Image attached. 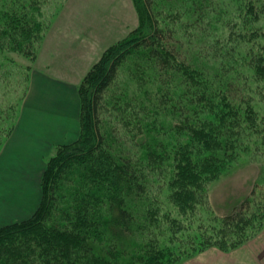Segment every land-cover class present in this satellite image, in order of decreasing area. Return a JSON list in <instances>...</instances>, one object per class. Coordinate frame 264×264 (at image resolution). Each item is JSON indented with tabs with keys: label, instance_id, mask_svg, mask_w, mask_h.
I'll return each instance as SVG.
<instances>
[{
	"label": "trees",
	"instance_id": "1",
	"mask_svg": "<svg viewBox=\"0 0 264 264\" xmlns=\"http://www.w3.org/2000/svg\"><path fill=\"white\" fill-rule=\"evenodd\" d=\"M27 1L29 6H23L38 5V0ZM131 1L137 27L110 45L78 84L79 134L48 157L37 207L28 218L0 225V264H163L167 256L169 264H177L175 242L182 230L177 218L159 208L155 178L169 177L164 185L169 200L186 215L202 207L211 180L249 151L243 150L246 138L264 139V116L257 117L249 89L235 82L237 69H227L230 50L209 52L200 61L176 30L160 25L156 0ZM165 2L177 18L184 13L201 24L212 4ZM15 12L0 26V49L7 46L28 57L35 44L39 50L43 35H37L39 25L35 32L29 13ZM256 61L254 72L264 70L261 58ZM128 62L141 69L133 75L150 82H137L146 102L133 125L116 115L123 127H134L130 137L106 117L112 103L106 94ZM213 216L209 224L201 220L205 234L199 232L202 238L190 247H234L237 242L229 244L225 230L241 233L242 240L251 224L264 218V193L252 190L224 216Z\"/></svg>",
	"mask_w": 264,
	"mask_h": 264
},
{
	"label": "rangeland",
	"instance_id": "2",
	"mask_svg": "<svg viewBox=\"0 0 264 264\" xmlns=\"http://www.w3.org/2000/svg\"><path fill=\"white\" fill-rule=\"evenodd\" d=\"M211 1L210 9L205 11L208 16L202 19V24L199 19V23L196 22V16L190 19L184 13L178 14L177 18L176 15L167 11L170 6L168 5L169 3L166 4L165 0H156L155 15L161 26H168L170 29L176 30V36L182 40L185 49L189 50L188 53L197 58L199 57L200 61L204 57H207V54L211 55L209 52L214 53L217 50H225L227 52L230 50L228 53L230 59H226L227 69L231 67L237 69L240 79H236L235 82L239 83V86H245L249 89L248 97L251 100V106L256 110L257 117L260 118L264 116V70L259 68L260 71H254L258 67L257 59L261 58V64L264 66V0ZM26 2L28 1L0 0V26L8 20L11 13L16 11V14L17 11L21 12L24 9L36 21V24L33 26L35 32H37L36 27L39 25V34L37 33V35H43L39 50L35 51V44L34 51H31V54L37 52L34 60L31 54L28 57L20 55L10 50L7 46H2L0 49V144L2 138L4 139L5 136L11 133L13 126L17 124H21L20 126L22 127L26 126L29 123L26 120L30 121L32 117L27 118V114L24 112L27 108L25 106L27 105L26 99L34 73L41 71L43 74L57 78V74L66 69H51L44 62H40L42 58L40 55L43 54V50L45 53L46 50L51 49V43L53 47L55 46L54 44L57 41H52L50 37L55 34L57 29H63L60 25L65 23L64 29H69L70 21H65V14L69 12V6L77 2V0H38V5L32 7L23 6ZM111 2L115 3L113 9L110 7ZM26 4L29 6L28 3ZM72 10L71 6L70 12ZM105 12L108 15L110 13L116 14L125 20L120 23V29L122 25H128L127 22L130 23L128 27L132 28L133 24H135L134 28L137 27V13L131 0H101L99 8L93 9V13L82 11V13H85V16L79 22L81 27L82 24L85 27H82L79 31L77 29L78 35L83 36L82 40L76 37H72L73 39L70 37H59L58 44L53 48L54 51L63 50L61 52L64 55L67 54L68 59L70 57V61L73 64L75 57L77 58L78 56L79 60L83 59L78 69H81L80 65H86L85 58L92 55L94 47L102 48V52L99 55L100 58L102 53L114 43L111 41L116 36L114 31L108 27L112 16L103 15ZM107 31L112 35L111 38L105 37L106 34L104 35V33ZM95 63L88 65L82 73L79 83ZM129 64L131 62H128ZM125 66L123 71L118 74L117 82L113 89L111 88L106 94V101L112 102L111 106H108L106 117L109 118L117 129L121 130L120 132L124 136L130 137L134 135L131 134V132H134L132 130L134 127H123L119 123V116L116 115H123L126 121L133 125L140 117V114H138V117L136 112H142L146 102L141 96L140 91L137 90V82H141L146 86H150V82L139 78V75H133V73L141 72V69L137 65ZM78 72L80 73V70ZM78 84L75 86H78ZM38 107L42 111L33 114L39 123L40 120L44 121L46 116L49 115L52 107L46 108L44 106L41 107V105ZM147 114L152 115L151 109L147 111ZM42 115L44 118H42ZM161 117L164 118V113H161ZM253 128L252 125L247 129V134L252 133ZM69 142H61L57 146ZM260 142H262L264 147V139L262 137L261 141L246 138L243 150L248 148L249 151L245 150L242 152L241 156L234 163H231V168H227L218 179L211 180V183L206 187V194L203 196L205 198L201 204L202 207L188 211L186 215H181L176 206L178 203L172 204L169 200L170 192L164 186L168 182L169 177L167 176L165 180L160 179L161 175L155 178L153 193L155 192L156 198L161 200L159 208L162 212L167 211L171 217L177 218L175 225L179 226V229L181 228L182 230V234L176 237L177 241L175 242L176 250L174 251L181 258L177 261V264H185L197 256H258L256 253L257 249L264 250V218L261 217L246 230L242 236V240L238 238L242 235L241 233L238 234L231 228L225 230V233L229 236L227 238L229 240L228 243L233 244L237 242L232 248L220 250L216 247L208 248L207 246L200 249L198 247H190L189 245L191 243L193 246H197L195 244L202 238V234H205L203 232L204 226L201 225L203 223L202 219L206 218L209 224L210 216L212 218H214L213 215L219 218L224 216L233 204L237 205L238 202L250 196L252 190H255L256 194L264 193V151L260 150L262 146ZM1 146L2 144L0 148ZM158 179L160 180L158 181ZM1 185L0 225L11 223L13 219L21 220L27 217V212L24 213V210H18L17 205L22 204L21 202H17L16 199L18 198L9 196L6 193L7 189L1 188ZM27 186L28 190L25 193H31L34 184L28 183L26 184V188ZM200 198L201 196H198L199 200ZM254 205L253 208L256 209V203ZM199 232L202 234H199ZM174 254L171 252L169 255ZM169 263L171 261L167 256V260L163 264Z\"/></svg>",
	"mask_w": 264,
	"mask_h": 264
},
{
	"label": "crops",
	"instance_id": "3",
	"mask_svg": "<svg viewBox=\"0 0 264 264\" xmlns=\"http://www.w3.org/2000/svg\"><path fill=\"white\" fill-rule=\"evenodd\" d=\"M100 1L77 0L75 3L72 2L73 13L70 12L71 6H69V12L65 14V21H70V27L64 29L65 23L60 25L63 29H57L55 34L50 37L52 41H57L54 45L58 44L59 37H76L82 40L83 36L78 35L77 32V29L79 31L82 27H85L83 24L81 27L79 22L85 16L82 11L93 13V9L99 8ZM114 4V2L110 4L112 9ZM75 10L76 12H74ZM103 15H108V13L105 12ZM108 16H112L108 27L116 35L111 42L120 40L135 27V24L131 26L132 28L128 27L130 23L127 22L128 25L124 24L120 29V23L125 20L121 16L120 18L112 13ZM104 35L108 38L112 37L109 31ZM54 47L51 43L50 50H46L45 53L43 50V54L40 55L42 57L40 62H44L53 70L66 69L58 73L57 78L43 74L41 71L34 73L26 99L27 105L25 106L27 108L24 112L27 114V118L32 117L30 121L26 120L29 122L26 126L22 127L21 124L13 126L11 133L3 140L0 148L1 188L7 189L6 193L9 196L18 198L16 199L17 202L22 203L17 205L18 210H24V213L27 212L28 214L25 218H28L37 207L40 196V178L52 149L61 142L74 141L79 134L80 101L75 85L79 83L82 73L88 65L95 63L102 52L101 47H94L92 55L85 58L86 65H80L81 69H78L83 59L80 58L81 60H79L77 56L73 64L70 57L68 59L67 54L64 55L61 52L63 50L54 51ZM78 70H80V73ZM40 105L46 108L52 107V111L49 112L44 121L40 120L38 123L37 118H34V114L42 111L38 107ZM43 115L42 118H44ZM28 183L34 184L31 193H25L28 190V186L26 188ZM27 197L29 198L27 199ZM14 221L18 220L13 219L11 222ZM256 253L258 256H197L185 264H264V250L258 248Z\"/></svg>",
	"mask_w": 264,
	"mask_h": 264
}]
</instances>
